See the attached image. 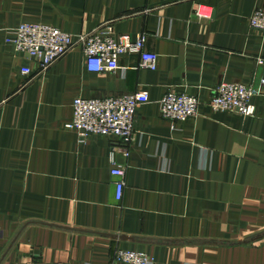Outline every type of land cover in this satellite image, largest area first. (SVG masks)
<instances>
[{
	"label": "crops",
	"instance_id": "crops-1",
	"mask_svg": "<svg viewBox=\"0 0 264 264\" xmlns=\"http://www.w3.org/2000/svg\"><path fill=\"white\" fill-rule=\"evenodd\" d=\"M257 10L264 0H0V264H124L117 250L154 264H264V88L252 117L210 107L221 84L264 80ZM22 24L143 36L158 68L125 54L120 69L91 73L78 48L40 73L6 43ZM169 92L199 98V115L165 120ZM131 93L149 103L129 148L67 129L77 98ZM112 160L126 168L121 202Z\"/></svg>",
	"mask_w": 264,
	"mask_h": 264
},
{
	"label": "built area",
	"instance_id": "built-area-1",
	"mask_svg": "<svg viewBox=\"0 0 264 264\" xmlns=\"http://www.w3.org/2000/svg\"><path fill=\"white\" fill-rule=\"evenodd\" d=\"M199 18H210L208 14L197 12ZM250 28L264 33V10L255 11L249 20ZM6 43L19 55L37 59L40 73L47 72L66 55L81 48L86 59V68L91 73H103L120 69V57L137 54L141 58V68L156 71L158 56L145 51L146 38L137 40L130 36L115 38L111 31H96L86 36L75 37L59 29L44 24H22L13 29ZM24 76H32L30 68L22 70ZM264 80L259 86L245 84H221L213 91L210 103L215 112L236 113L244 117L255 114L253 99L262 94ZM149 103V96L131 93L104 99L77 98L73 103L74 117L68 130L80 137H116L129 148L135 138V121L138 108ZM201 102L196 96L169 92L160 102L162 117L172 124L183 123L199 115ZM127 158L130 151L124 154ZM111 175L115 183L116 200H123L126 190V168L112 160ZM114 263L154 264L145 253L117 250Z\"/></svg>",
	"mask_w": 264,
	"mask_h": 264
},
{
	"label": "water",
	"instance_id": "water-1",
	"mask_svg": "<svg viewBox=\"0 0 264 264\" xmlns=\"http://www.w3.org/2000/svg\"><path fill=\"white\" fill-rule=\"evenodd\" d=\"M28 58H30L29 56H27Z\"/></svg>",
	"mask_w": 264,
	"mask_h": 264
}]
</instances>
